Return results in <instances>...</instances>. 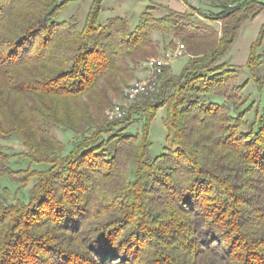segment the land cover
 <instances>
[{"label": "trees", "instance_id": "16d2710c", "mask_svg": "<svg viewBox=\"0 0 264 264\" xmlns=\"http://www.w3.org/2000/svg\"><path fill=\"white\" fill-rule=\"evenodd\" d=\"M74 1L0 0V138L20 136L32 161L50 165L28 202L0 194V264H264V105L243 130L247 82L222 61L264 2L233 1L216 16L194 9L219 30L152 7L136 24L103 22L105 0L83 25L59 20ZM155 31L181 36L191 61L164 73L155 102L108 121L111 94L159 53ZM263 42L264 25L250 71ZM163 107L166 146L152 157L151 120ZM136 115L143 130L132 132ZM57 128L78 136L66 155ZM13 156L0 144V178L13 175Z\"/></svg>", "mask_w": 264, "mask_h": 264}, {"label": "rangeland", "instance_id": "374dc122", "mask_svg": "<svg viewBox=\"0 0 264 264\" xmlns=\"http://www.w3.org/2000/svg\"><path fill=\"white\" fill-rule=\"evenodd\" d=\"M233 1L242 2V0H105V2L103 3V11L100 15L103 22H106V20H108L109 18L122 16L132 18L133 24H136L140 17V14L149 7L155 9V11L153 12L155 16H162L168 13L170 9V7L166 4L167 2H170V4L174 7L176 6V3H186L190 9L186 12L193 13V18L201 19L204 22L208 23L210 26L220 30L222 24L221 21L200 17L193 11L194 9H200L207 14L216 16L221 12V6L225 4L224 2L228 4ZM162 2H164L165 4H163ZM95 3L96 0H75L65 8L62 15L59 17V20L76 19L80 23V25H83L86 19L95 11ZM250 26L246 31V35L249 38L255 39L259 34V30L258 28H253L252 24ZM152 37L158 43L159 53L153 55L146 61H143L139 64L135 71L134 77L132 79H129L128 82L124 86H122V91L119 95L111 94L112 101L109 107L116 104H127L128 114H130L129 112L133 109L134 106L151 104L156 101V98L161 89V84L164 80V74L160 78L159 90L156 93L144 96L136 102L129 103L126 100V91L129 86L134 81L141 80L146 77L148 71L147 61H149L150 59L166 57L169 50H175L177 46L182 43L186 48L185 55L179 58L169 59L170 61H168V63L165 65L164 73L170 72L172 74H180L184 67L191 61L192 54L189 52L188 46L182 40L181 36H175L172 33L164 34L160 31H155L152 33ZM238 37L232 44L231 49L235 45V50H238L241 54V59H239L241 62H239V64H233V66H236L234 67L236 82L240 84L247 82L242 89V97L237 102L239 105V110L243 111V113L241 114L244 116V120H247V124L243 127V130H248V127L255 118L257 107L264 105V91L260 92L262 88L264 89V44L259 50L261 56L259 57V59H257L258 61L256 60L254 62V69L250 71L247 65V58H249L250 53L248 57L247 53L250 51L251 46L255 41L244 40L243 38L238 39ZM228 54L222 59V61H226L232 64V58L226 59L228 57ZM205 99L218 101L224 100V98H216L208 95L205 96ZM252 103L253 106L251 107V110L245 111L247 108H250L249 106ZM166 114L167 109L165 107L159 108L156 116L153 118V120H151L150 138L153 142V147L151 149L152 157H156L164 153L167 130L165 128L163 119L165 118ZM141 116L142 115H136L138 119L134 124L130 126V131L136 132L143 130L144 120L142 118L143 116ZM103 118H105V116ZM55 135L60 141L65 144L66 149L63 152V154L65 155L71 151L74 141L78 138V136H76L73 132L64 128L55 129ZM0 144L8 153L14 155L11 163V168L14 170L13 175L10 178H0L1 197L7 204H15L18 201L28 202L30 191L38 181V176L36 174L39 171L48 169L50 165L32 161V159L28 155H26L25 152H27V149L23 145L22 138L18 135H13L8 138H0ZM215 245L220 246L221 243L218 242L215 243ZM203 248L206 250L208 249L206 247ZM182 252L183 249L178 250L177 254H180ZM203 254H205L204 257H207L209 260L214 259V256L211 255L212 252H206ZM196 258L198 257L196 256ZM195 261L198 262V259H196ZM113 262L117 264H124V259L119 260L115 258Z\"/></svg>", "mask_w": 264, "mask_h": 264}, {"label": "built area", "instance_id": "2783aa9c", "mask_svg": "<svg viewBox=\"0 0 264 264\" xmlns=\"http://www.w3.org/2000/svg\"><path fill=\"white\" fill-rule=\"evenodd\" d=\"M184 44H179L175 50H169L166 57L152 58L147 61V74L141 80L134 81L126 91V100L136 102L140 98L156 93L159 90L160 78L164 74L165 65L169 59L179 58L185 55ZM128 115L127 104H116L105 110V117L108 121L114 122L125 118Z\"/></svg>", "mask_w": 264, "mask_h": 264}, {"label": "crops", "instance_id": "0c3cea01", "mask_svg": "<svg viewBox=\"0 0 264 264\" xmlns=\"http://www.w3.org/2000/svg\"><path fill=\"white\" fill-rule=\"evenodd\" d=\"M262 2H264V0H261ZM163 4H165L164 2H162ZM225 4H226V2H224ZM169 7H170V9H172V10H176V11H180V12H186V11H188V10H190L189 9V7H188V5L186 4V3H183V4H181V3H176V6L174 7V6H172L171 4H170V2H167L166 3ZM225 4L223 5V6H225ZM223 6H221V8L223 7ZM253 25L252 27L254 28H258V30H259V32H260V30H261V28H262V26L264 25V8H263V10L254 18V19H252V20H250V21H248L246 24H244V26H243V28L241 29V32H240V35H239V37H238V39L240 38H243L244 40H250V41H256V39L258 38V36H257V38H255V39H252V38H249V37H247V35H246V31H247V29L249 28V26L250 25ZM251 27V26H250ZM259 35V34H258ZM263 44H264V42H263ZM263 46V45H262ZM236 48H235V45L232 47V49L230 50V52H229V54H228V57L226 58V59H228V58H232L233 60H232V64H239V62H241L239 59H241L240 58V52L238 51V50H235ZM249 53H250V51L247 53V57H248V55H249ZM248 59V58H247Z\"/></svg>", "mask_w": 264, "mask_h": 264}]
</instances>
